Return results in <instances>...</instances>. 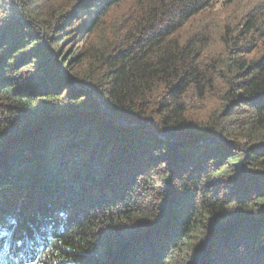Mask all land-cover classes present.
Segmentation results:
<instances>
[{"label":"trees","instance_id":"16d2710c","mask_svg":"<svg viewBox=\"0 0 264 264\" xmlns=\"http://www.w3.org/2000/svg\"><path fill=\"white\" fill-rule=\"evenodd\" d=\"M216 1L0 0V264H264V0Z\"/></svg>","mask_w":264,"mask_h":264},{"label":"rangeland","instance_id":"374dc122","mask_svg":"<svg viewBox=\"0 0 264 264\" xmlns=\"http://www.w3.org/2000/svg\"><path fill=\"white\" fill-rule=\"evenodd\" d=\"M223 2L224 0H217L214 2V10H220L224 6Z\"/></svg>","mask_w":264,"mask_h":264},{"label":"snow or ice","instance_id":"6c2138e0","mask_svg":"<svg viewBox=\"0 0 264 264\" xmlns=\"http://www.w3.org/2000/svg\"><path fill=\"white\" fill-rule=\"evenodd\" d=\"M10 223H14V221H10Z\"/></svg>","mask_w":264,"mask_h":264}]
</instances>
